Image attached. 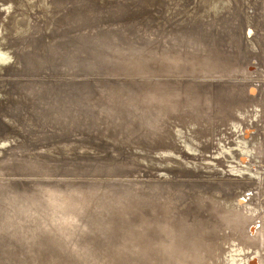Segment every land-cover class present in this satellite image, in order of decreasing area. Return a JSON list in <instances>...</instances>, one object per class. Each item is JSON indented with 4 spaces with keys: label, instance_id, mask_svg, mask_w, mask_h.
Masks as SVG:
<instances>
[{
    "label": "rangeland",
    "instance_id": "rangeland-1",
    "mask_svg": "<svg viewBox=\"0 0 264 264\" xmlns=\"http://www.w3.org/2000/svg\"><path fill=\"white\" fill-rule=\"evenodd\" d=\"M259 3L260 0H19V2L18 0H0V41L2 40L0 42V160L6 157H13L14 154L16 155L17 153L20 155L22 154L21 156L29 158L30 160H32L33 158L42 159L41 161L39 160L42 163L61 164L63 166L68 165L65 170L57 169L47 176L35 175L33 173H30L17 176H4L3 180L9 181L11 183V188L15 191L16 196H19L21 198L29 197L30 188L34 187V183L46 186H55L59 189H65L66 187L71 185L75 187L77 185V188H79V190H88L92 188L89 190L92 192L90 193L92 207L106 206L105 202L110 201V198L118 197L119 199H124L123 202L125 203V205L127 207L129 206V210L127 208L125 212L126 215L123 214V216H130L128 217L130 219L134 218V215H137L136 218L141 215L145 219H150L149 217H151V219L153 218L156 221H160L161 216L156 212V210L160 207L161 203H164L166 201L167 204L172 206V208L174 209L180 208L182 206L190 207V205L192 204L191 201L197 195L202 197L218 198L219 200H221L223 206L227 207L237 206L238 200L241 197H244L243 204H252L253 202H255V199L259 197V199L261 200L260 202H262L264 205V157L261 159L258 158L257 160H254L255 158H251V161L241 164L237 160V153L235 151L236 148L233 146V138L242 139L244 137L242 140H245V138L248 139L249 134L253 132L252 130H250V133L248 134V130H245L246 132L244 133L243 130L236 129L232 131V134H234L235 137H233L231 140L226 137L218 142H212L211 139L207 142L204 140L201 141L200 139H193L194 137L192 133L184 136L183 134L176 131L174 134H172V132H170L168 124V120H170L171 116L176 114L177 115L175 119H180L183 121V123H188L187 125H185L186 130L189 129L192 123H197L198 126L199 124H208L211 121L212 124L214 120H219V118L223 117L222 113L215 111L217 109L216 107H218L219 102L222 101V98L226 99V97L224 96V89L226 85L229 83V81L233 82L235 79H237L236 77H242L241 88L245 90L244 91L243 89H241L242 92L244 91L242 93L243 98L245 100L253 98L255 99L256 95L258 94L261 99L259 101H262L260 102V117H258L259 119H257L256 122L258 130H262V132H259V134L263 139L264 146V35L262 38L257 37L258 25L257 19L255 18V15L258 14L257 5ZM221 29H223V31ZM225 29H227L228 31ZM220 33H224V35H221ZM80 35L83 37H81ZM36 36H38V38ZM87 36H90L89 39ZM107 36L111 37L112 41H107L109 38ZM45 37L47 40L45 39ZM98 37L102 40H100ZM64 39L67 41L64 42ZM35 41L36 45L34 43ZM78 44H80L81 49H79ZM11 48L14 50H10ZM74 49L79 50L75 51ZM41 50L43 51V53ZM103 50L105 51V53L103 52ZM64 54L68 55V57L71 56L75 58L79 57L81 54L82 57L86 58H90L92 55H95L96 57H92L97 58L96 60H100L101 56V59H103V57H105L104 55H106V62L97 61V63H95L93 62L95 59L93 61H91L90 59L88 60V64L85 63V65L84 63L82 64L80 62H77L78 65L84 66V68L77 67V65L75 66L77 68H75L74 66H66L63 64V61L61 59L63 58ZM73 54H76V56H72ZM90 54L91 56H88ZM179 54H181L184 59L193 55L197 59H205V62H209L208 60H210V62L212 61L210 63L211 65L213 64L214 66L215 64L214 67L221 66L219 68L222 70L227 64L226 67H228L229 70L231 69L232 71V77L230 75H225V78L223 73L221 72L213 73L211 75L197 74L200 77L197 75H192L191 73L182 74V76L180 74V76L177 75L176 77L174 75L171 76L162 74V76L159 74L152 75L145 73L147 72V66L154 69L161 66V63H156L157 65L152 64L154 62L151 61L155 57L156 59H163L168 63L178 60L180 58ZM37 57L45 58L44 60L46 62L44 61L42 63V67H37V65H35L34 63L28 64V62ZM114 57L116 59H114ZM256 61L257 64L259 62L260 65L259 73H256ZM57 63L59 66L57 65ZM114 64L115 66H113ZM234 65L235 67H233ZM112 66L114 67V70L122 72L124 75L122 73H110L109 67L110 69H113ZM231 66L233 67V69L230 68ZM236 66L238 68H236ZM57 67L61 68L58 69ZM64 68L67 70H64ZM138 68L142 71L140 72ZM72 69L75 71H73ZM63 70L66 72H64ZM67 71L70 72L68 73ZM73 73L75 74L73 75ZM244 73L245 76H243ZM221 74L223 77H221ZM158 76H161L162 78ZM214 76L217 80H215ZM138 78L141 79V81ZM149 78L151 79L149 80ZM102 81H106L108 85H106L105 87L106 83L104 82V84ZM168 82H171L173 84H169ZM188 82H192V84ZM255 82L257 86L254 87L252 83ZM154 83L160 85L165 84L169 88L171 87V85L175 86L176 89L179 90V92L187 88L186 91L189 92L188 94H190L191 96L193 95L192 97H194V101H192L190 105L191 107H189L187 110H183L181 108L177 109V112L180 111L178 112L179 114L175 110L174 113H166V111H164L167 115L162 112L160 113V116L162 114L163 115L160 118V116L155 113L156 109H154L150 105L149 107H145L146 110L149 108L148 110L150 114L148 113V110L146 111L145 109L142 110V114L136 113L132 110H128V113L125 111L123 115H120V113H118L119 115L116 114V116L115 113L110 112L104 117L106 118L108 116L107 118L111 119V123L107 119V124L103 123L100 120V118H103L100 115H103V111L105 110L104 108L111 106V104L106 100V97L101 94V92L108 88L109 85L110 87L117 86L134 91L136 89H143L144 85H153ZM177 83L179 85H177ZM181 83L182 85L185 84L186 88L183 87ZM54 85H57L58 87L61 86L62 88H57V86L55 87ZM11 86L12 90L10 88ZM63 86H65L66 88H64ZM67 87H69V89ZM249 87H253V91L249 92ZM257 87L261 88V90H258ZM34 89L36 91H34ZM78 91H80V93ZM42 92L43 94H41ZM69 92L71 93V95ZM74 93L78 95H75ZM216 93H218L219 95H216ZM3 94H7V96ZM203 94L204 98H201L203 97ZM141 95H143L140 97L141 100H144V92H142ZM75 96H78L79 100ZM61 97H69L70 99H72L70 103H66L69 108H66L60 103H57L59 98ZM121 98L126 99L127 96L125 95ZM196 101L198 102V104L203 105L201 106L197 104V106ZM216 101L218 102V104L216 103ZM133 103H136L140 106L142 105V102L140 100L133 101ZM40 105H42L41 109ZM14 106H19L20 109L18 113L15 112L16 114L12 115L10 112L12 110L11 108H13ZM136 109L138 110V108ZM191 109L195 110V120L188 117L189 115L191 116V113L193 112ZM206 109L210 112H207ZM35 110L37 112L41 110L42 112H40L45 114L40 115L43 116L42 122H44V126L42 125L40 127V125L36 123V120H34L32 113H30H35ZM95 111L99 112V116H97V118L95 116L97 115ZM79 112L80 114H78ZM133 112L134 114H132ZM139 115L141 116V118H139ZM94 116L95 118L92 119V117ZM131 116L134 120H136L134 121L133 119H131ZM164 116H168V120ZM204 116L206 117L204 118ZM122 117L123 121L121 119ZM207 117H210L212 119ZM35 118H37V120L39 119L38 116H36ZM128 119L130 120L126 122V120ZM151 120H158L159 122L157 123L154 121L155 123H152ZM89 121L92 123L90 124ZM147 123L148 125L145 126V124ZM151 124L155 125L152 126ZM214 124L215 123L211 125L210 131H213L212 129L215 126ZM10 126H13V128L10 129ZM111 126H114L115 128ZM120 126L122 128V132ZM139 126L142 128L141 131ZM144 127L146 130H144ZM125 128L127 129V131ZM128 128H130V130ZM56 129H59L60 131ZM49 130H51L52 132ZM128 131L129 133L127 134ZM133 132L135 133L133 134ZM63 135L66 136L64 137ZM98 135L100 136L97 137ZM131 135H134L133 138ZM135 135L137 136L135 137ZM147 136L148 142L150 141L149 143H146ZM107 137H109V141L107 140ZM155 137L156 139L158 138V141L155 139ZM67 138L70 140H68ZM117 138L118 140H116ZM35 139H37L38 141H34ZM42 139L44 140V142H42ZM64 139L66 140V142H64ZM138 140H140L142 143L140 141L136 143ZM156 141L158 142V144L156 143ZM125 142L128 144L126 145ZM152 142L156 144L153 145ZM150 143H152V145ZM131 144H134L135 148L134 145L132 146ZM142 144L144 146H142ZM146 145L148 146L147 148ZM19 146H22L23 149L19 150L18 152L17 150H15V148ZM228 148L229 151L227 150ZM227 153H229L230 155L227 156ZM39 155L41 156V158H39ZM157 158H159L160 161ZM73 163L75 164V166L72 165ZM255 164H257V166ZM239 167H241L240 169L242 170L235 174L232 168ZM257 167L260 171L261 178L259 185L256 184L254 178V173L255 170L257 171ZM87 184H89L90 187L87 186ZM117 185L120 187H118ZM84 187L86 189H84ZM100 187L103 188V190ZM119 188L122 189L120 190ZM260 189L262 191L261 195L259 193ZM98 190L100 192H98ZM107 192H111L112 194L110 195V193L108 194ZM131 192L133 196L132 194H130ZM96 193H98L99 195ZM106 196L107 198H105ZM132 197H134V200H137V203L134 202ZM136 197H138V199ZM139 200L141 204L139 203ZM132 205L136 206H134L135 211L130 210L133 209ZM90 209L91 210L87 211V213L89 214L90 212V215H92V210L95 211V209ZM154 212H156L157 214ZM87 213H85V218H88ZM133 213L136 214L133 215ZM110 221H112V218L108 222ZM98 222L99 221H97L96 223ZM102 222L103 221L99 222L101 224H97L102 228L100 231H96L94 232V234L90 233L93 238H89L88 236L83 237L84 240H88L89 238L88 242H90V245L89 247H87L89 253L87 250L86 252L83 250H79L82 251V253L80 254L77 252H75L77 253L75 254L73 252L75 256L74 259L77 260L75 263L84 264V261H87L86 255H90L89 257L94 258L93 261H101V259L104 258V255H106V251L112 250L113 248V250L119 249L117 235L112 232V230L114 229L109 227V230L106 231L107 222L105 221L106 225L104 224V222L102 224ZM112 225L114 226L115 224L113 223L111 224V226ZM5 237L6 236L0 235L1 242L5 243L3 245V248L0 247V264H4L5 262H7L5 264H39L34 258H32L31 252L23 251V249H21L23 247L19 246L18 243L12 242ZM96 237L99 239H97ZM81 245L84 246V244ZM105 245H107V247ZM103 247L105 248V250ZM94 251H96L97 253H95ZM119 251L121 253L124 252L125 255L128 254V252L125 253L123 249ZM64 252H69L70 254L68 255V257H72V252ZM81 254L85 255V257H83L84 255L80 257V259L82 260L85 258L84 261H79L78 259ZM36 255H39V253ZM135 255L137 256V254ZM42 258L43 256L41 255L40 259ZM58 262L56 264H58ZM59 264L64 263L60 261Z\"/></svg>",
    "mask_w": 264,
    "mask_h": 264
},
{
    "label": "bare ground",
    "instance_id": "bare-ground-1",
    "mask_svg": "<svg viewBox=\"0 0 264 264\" xmlns=\"http://www.w3.org/2000/svg\"><path fill=\"white\" fill-rule=\"evenodd\" d=\"M222 1V0H221ZM19 2V0H18ZM12 4V3H11ZM258 14L255 15V18L257 19V37L262 38L264 35V0H260V3L257 5ZM220 11V10H219ZM86 16V15H85ZM253 17V16H252ZM47 18V17H45ZM88 18V17H87ZM72 19V18H71ZM67 20V19H66ZM69 20V19H68ZM92 20V18H91ZM246 20V19H245ZM252 20V19H251ZM52 21V20H51ZM70 21V20H69ZM75 22V21H74ZM256 22V21H255ZM38 23V22H36ZM54 23V22H53ZM69 23V22H68ZM200 23V22H199ZM23 24V23H22ZM44 24V23H43ZM95 24V23H94ZM210 24V23H209ZM17 25V24H16ZM35 25V24H34ZM41 25V24H40ZM76 25V24H75ZM90 25V24H89ZM197 25V24H196ZM227 25V24H226ZM236 25V24H235ZM71 26V25H70ZM77 27V26H76ZM220 27V26H219ZM231 27V26H230ZM263 27V28H262ZM46 28V27H45ZM74 28V27H73ZM78 28V27H77ZM99 28V27H98ZM201 28V27H200ZM216 28V27H215ZM224 28V27H223ZM43 29V28H42ZM50 29V27H49ZM243 29V28H242ZM2 30V29H1ZM70 30V28H69ZM75 30V29H74ZM84 30V29H83ZM223 31V29H221ZM227 30V29H225ZM233 30V29H232ZM36 31V30H35ZM43 31V30H42ZM51 31V30H50ZM80 31V29H79ZM91 31V30H90ZM93 31V30H92ZM98 31V30H97ZM196 31V30H195ZM228 31V30H227ZM234 31V30H233ZM71 32V31H70ZM82 32V31H81ZM231 32V31H230ZM34 33V32H33ZM80 33V32H79ZM90 33V32H89ZM98 33V32H97ZM226 33V31H225ZM228 33V32H227ZM232 33V32H231ZM235 33V32H234ZM42 34V33H41ZM40 34V35H41ZM57 34V33H56ZM76 34V33H74ZM78 34V33H77ZM86 34V33H85ZM91 34V33H90ZM217 34V33H216ZM221 34V33H220ZM224 35V33H222ZM221 34V35H222ZM83 35V34H82ZM93 35V34H92ZM197 35V34H196ZM228 35V34H226ZM23 36V35H22ZM26 36V35H25ZM66 36V35H65ZM70 36V35H69ZM81 36V35H80ZM230 36V35H229ZM2 37V36H1ZM38 38V36H36ZM57 37V36H56ZM68 37V36H67ZM72 37V36H71ZM83 37V36H81ZM85 37V36H84ZM88 37V36H87ZM86 37V38H87ZM90 37V36H89ZM88 37V39H89ZM109 37V36H107ZM237 37V36H236ZM34 38V37H33ZM95 38V37H94ZM99 38V37H98ZM176 38V37H174ZM29 39V38H28ZM46 39V37H45ZM82 39V38H81ZM84 39V38H83ZM93 39V38H92ZM100 39V38H99ZM107 39V38H106ZM105 39V40H106ZM227 39V38H226ZM248 39V38H247ZM47 40V39H46ZM94 40V39H93ZM97 40V39H96ZM102 40V39H100ZM112 41V38L109 37L107 41ZM2 41V40H1ZM0 41V42H1ZM32 41V40H31ZM67 41L64 39V42ZM77 41V40H76ZM91 41V40H90ZM198 41V40H197ZM260 41V39H259ZM19 42V41H17ZM23 42V41H22ZM228 42V41H227ZM230 42V40H229ZM30 43V42H29ZM36 45V41L34 42ZM38 43V42H37ZM78 43V42H76ZM95 43V42H94ZM62 44V43H61ZM96 44V43H95ZM230 44V43H229ZM31 45V44H30ZM34 45V44H33ZM54 45V43H53ZM73 45V44H72ZM79 49H81L80 44H78ZM7 46V45H6ZM62 46V45H61ZM60 46V47H61ZM32 47V46H31ZM37 47V46H36ZM59 47V46H58ZM65 47V46H64ZM68 47V46H67ZM71 47V46H70ZM94 47V46H93ZM72 48V47H71ZM84 48V47H82ZM88 48V47H87ZM5 49V48H4ZM7 49V48H6ZM16 49V48H15ZM63 49V48H62ZM68 49V48H67ZM79 49H76L77 51ZM14 50V49H10ZM22 50V49H21ZM56 50V49H55ZM70 50V49H69ZM75 50V49H74ZM75 50V51H76ZM85 50V49H83ZM2 51V50H1ZM29 51V50H28ZM34 51V50H33ZM42 51V50H41ZM249 51V50H248ZM26 52V51H25ZM69 52V51H68ZM102 52V51H101ZM105 53V51L103 50ZM175 52V51H174ZM216 52V51H215ZM24 53V52H23ZM35 53V52H34ZM43 53V51H42ZM67 53V52H66ZM74 53V52H73ZM83 53V52H82ZM86 53V52H85ZM89 53V51H88ZM178 53V52H176ZM217 53V52H216ZM16 54V53H15ZM69 54V53H68ZM77 54V53H76ZM76 54L72 56H76ZM87 54V53H86ZM23 55V54H22ZM82 55V54H81ZM68 57V55H63V58L61 59L63 61V64L66 66H76L84 68V66H80L77 64V62L80 63H87L88 60L91 59V61H94L95 63L100 61H105V57L100 58V60H96L97 58L92 57L91 54L88 56H91L90 58L86 57ZM180 55V58L178 60L172 61V62H166L163 59H152L151 62H154L152 64L157 65L156 63H161V66L154 68H150L147 66V74H159V75H174L175 77L177 75L182 76V74H206L211 75L213 73L221 72L223 73L224 77L231 76L232 71L229 70L226 65L225 68L222 70L219 67L221 66H213L211 65L210 60L209 62H205V59H197L193 55L190 57H187L184 59L183 56ZM220 55V54H219ZM17 56V55H16ZM15 56V57H16ZM25 56V55H24ZM87 56V55H86ZM98 56V55H97ZM186 56V53H185ZM14 57V58H15ZM62 57V56H61ZM59 57V58H61ZM111 57V55H110ZM213 57V56H212ZM223 57V56H221ZM220 57V58H221ZM152 58V57H151ZM150 58V59H151ZM215 58V57H214ZM218 58V57H217ZM16 59V58H15ZM45 58H34L32 61L28 62L34 63L37 65V67H42L43 62ZM114 59H116L114 57ZM211 59V58H209ZM20 60V59H19ZM214 60V59H213ZM216 60V59H215ZM228 60V59H227ZM231 60V59H230ZM259 60V59H258ZM8 61V60H7ZM22 61V60H21ZM90 61V62H91ZM225 61V60H224ZM46 62V61H45ZM138 62V61H136ZM22 63V62H21ZM108 63V61H107ZM216 63V62H215ZM227 63V62H226ZM229 63V62H228ZM231 63V62H230ZM233 63V62H232ZM27 64V65H28ZM225 64V63H224ZM234 64V63H233ZM237 64V63H236ZM10 65V64H9ZM20 65V64H19ZM23 65V64H22ZM21 65V67H22ZM33 65V64H32ZM58 65V63H57ZM61 65V64H60ZM63 65V66H64ZM93 65V64H92ZM221 65V64H219ZM230 65V64H229ZM255 65V62H254ZM59 66V65H58ZM62 66V65H61ZM95 66V65H94ZM115 66V64L113 65ZM112 66V67H113ZM246 66V65H245ZM256 73H259V62L257 64L256 61ZM50 67V66H48ZM75 67V68H77ZM86 67V66H85ZM139 67V64H138ZM235 67V65L233 66ZM231 66L230 68L233 69ZM243 67V66H241ZM52 68V67H51ZM58 68V67H57ZM61 68V67H59ZM58 68V69H59ZM66 68V67H65ZM64 70H67L65 69ZM68 68V67H67ZM74 68V69H75ZM105 68V67H104ZM103 68V69H104ZM158 68V69H157ZM223 68V66H222ZM236 68H238L236 66ZM18 69V68H17ZM49 69V68H48ZM53 69V68H52ZM69 69V68H68ZM71 69V68H70ZM215 69V70H214ZM1 70V69H0ZM63 70V71H64ZM73 70V69H72ZM77 70V69H76ZM105 70V69H104ZM138 70L141 72L138 68ZM241 70V69H239ZM23 71V70H22ZM75 71V70H73ZM91 71V70H90ZM109 71L112 74L122 73L118 72L116 70L110 69ZM20 72V71H19ZM66 72V71H64ZM68 72V71H67ZM70 72V71H69ZM68 72V73H69ZM100 72V71H99ZM187 72V73H186ZM241 72V71H240ZM46 73V72H45ZM60 73V71H59ZM77 73V72H76ZM107 73V72H106ZM255 73V74H256ZM56 74V73H54ZM53 74V75H54ZM66 74V73H65ZM72 74V73H71ZM75 73H73L74 75ZM123 74V73H122ZM50 75V74H49ZM60 75V74H59ZM83 75V74H82ZM124 75V74H123ZM162 75V76H163ZM250 75V74H249ZM257 75V74H256ZM65 76V75H63ZM71 76V75H70ZM128 76V75H126ZM147 76V75H145ZM151 76V75H150ZM156 76V75H154ZM186 76V75H185ZM199 76V75H197ZM220 76V75H219ZM238 76V75H235ZM234 76V77H235ZM245 76V73L244 75ZM49 77V76H48ZM67 77V76H66ZM91 77V76H90ZM97 77V76H96ZM102 77V76H101ZM105 77V75H104ZM115 77V76H114ZM162 78L161 76H158ZM169 77V76H168ZM192 77V76H190ZM194 77V76H193ZM200 77V76H199ZM202 77V76H201ZM204 77V76H203ZM206 77V76H205ZM221 77L222 74H221ZM232 77V76H231ZM32 78V77H31ZM50 78V77H49ZM58 78V77H57ZM68 78V77H67ZM76 78V77H75ZM82 78V77H81ZM94 78V77H92ZM99 78V77H98ZM131 78V77H130ZM142 78V77H141ZM153 78V77H152ZM156 78V77H155ZM159 78V79H160ZM165 78V76H164ZM171 78V77H170ZM181 78V77H179ZM178 78V79H179ZM188 78V77H187ZM209 78V77H208ZM211 78V76H210ZM215 78V76H214ZM219 78V77H218ZM226 78V77H225ZM233 82L229 81V83L225 87V97L226 99L222 98V101L219 102L218 100L216 103L218 104V107H216L215 112L222 113V118H219L214 120L213 123H215L213 131H210L211 128V122L204 125H198L197 123L189 127L188 130H186L185 125L188 123H183L180 119H175L176 115L171 116L170 120H168V116L166 119L168 120L169 129L172 134H174L176 131L183 134L184 136L188 135L189 133H192L193 139H200L201 141H210L212 142H218L220 140H223L224 138L228 137L230 140L235 137L234 134H232L233 130H243L245 133V130H248V134L250 133V130L253 132L249 134L248 139L245 138V140L233 138V146L236 148V155L237 160L239 163L244 164L246 162L251 161L253 158L254 160H257L258 158L261 159L264 157V146H263V139L260 136L259 132L261 133L262 130H258L257 128V119L260 117V108L261 104L259 101L261 100L258 94L256 95L255 99H248L245 100L242 96V93L245 91L243 88H241L242 85V77H236ZM244 78V77H243ZM20 79V78H18ZM29 79V78H28ZM42 79V78H41ZM59 79V78H58ZM57 79V80H58ZM70 79V78H69ZM97 79V78H95ZM114 79V78H112ZM118 79V78H117ZM139 79V78H138ZM151 78H149L150 80ZM176 79V78H172ZM184 79V77H183ZM202 79V78H201ZM200 79V80H201ZM234 79V78H233ZM22 80V79H21ZM20 80V81H21ZM33 80V79H32ZM50 80V79H49ZM78 80V79H77ZM101 80V79H99ZM106 80V79H105ZM141 81V79H139ZM144 80V79H143ZM163 80V79H162ZM161 80V81H162ZM169 80V79H168ZM182 80V79H181ZM190 80V79H189ZM195 80V79H194ZM215 80H217L215 78ZM247 80V79H246ZM23 81V80H22ZM42 81V80H41ZM59 81V80H58ZM75 81V80H74ZM91 81V80H90ZM98 81V80H97ZM120 81V80H119ZM158 81V80H157ZM160 81V80H159ZM175 81V80H174ZM208 81V80H207ZM93 82V81H92ZM103 82V81H102ZM106 83V81H104ZM103 82V83H104ZM117 82V80H116ZM129 82V81H128ZM133 82V81H132ZM136 82V81H135ZM166 82V81H165ZM177 82V81H176ZM206 82V79H205ZM209 82V81H208ZM70 83V82H69ZM68 83V84H69ZM95 83V81H94ZM99 83V82H97ZM104 83V84H105ZM110 83V82H109ZM113 83V82H112ZM148 83V82H147ZM169 83V82H168ZM171 83V82H170ZM169 83V84H170ZM191 83L192 82H188ZM200 83V81H199ZM203 83V82H201ZM211 83V82H210ZM215 83V81H214ZM227 83V82H226ZM65 84V83H64ZM81 84V83H80ZM102 84V83H101ZM173 84V83H171ZM184 84V83H183ZM194 84V81H193ZM63 85V84H62ZM108 85L107 83L105 84ZM165 85V84H164ZM160 85L157 83H154L153 85H144L143 89H136L132 91L131 89H124L117 86H111L109 85L108 88H106L104 91L101 92L102 95L106 97V100L111 104L110 107L104 108L103 111V118L100 120L103 123H106V119L110 122L111 119L105 118L107 114L110 112L123 115V113L128 110L135 111L136 113H141L142 110L145 109V107H149L150 105L156 109L155 113L160 116V113L166 111L173 112L174 110L177 112V109L181 108L183 110H187L189 107H191V102L194 101V97H192L189 92L186 91V85H181L185 87L186 89H183L181 92H179L178 89H176L175 86H172L169 88L166 85ZM177 85H179L177 83ZM188 85V84H187ZM252 85L255 87L256 82L252 83ZM20 86V85H19ZM41 86V85H40ZM55 86V85H54ZM57 86V85H56ZM55 86V87H56ZM66 86V85H65ZM63 86L64 88H66ZM189 86V85H188ZM193 86V85H192ZM191 86V87H192ZM195 86V85H194ZM260 86V85H259ZM53 87V85H52ZM61 87V86H59ZM57 86V88H59ZM71 87V86H70ZM159 87V88H158ZM243 87V86H242ZM246 87V86H245ZM262 87V86H261ZM264 87V85H263ZM12 90V86L10 87ZM43 88V87H42ZM62 88V87H61ZM69 89V87H67ZM76 88V87H75ZM195 88V87H194ZM199 88V87H198ZM201 88V87H200ZM44 89V88H43ZM77 89V88H76ZM75 89V90H76ZM182 89V88H181ZM241 89L244 91L242 92ZM253 87H249L248 91L251 92ZM258 90H261V88L257 87ZM41 90V89H40ZM46 90V88H45ZM44 90V91H45ZM49 90V88H48ZM51 90V89H50ZM54 90V89H53ZM59 90V89H58ZM57 90V91H58ZM65 90V89H64ZM71 90V88H70ZM74 90V91H75ZM138 90V91H137ZM195 90V89H194ZM211 90V89H210ZM209 90V91H210ZM3 91V90H1ZM6 91V90H5ZM34 91H36L34 89ZM56 91V90H55ZM85 91V89H84ZM192 91V90H191ZM199 91V90H198ZM215 91V90H214ZM219 91V90H218ZM41 92V91H40ZM46 92V91H45ZM62 92V91H61ZM67 92V91H65ZM80 93V91H78ZM77 92V93H78ZM144 92V100H141V93ZM212 92V91H211ZM221 92V91H220ZM256 92V91H255ZM260 92V91H259ZM1 93V92H0ZM6 93V92H5ZM31 93V92H30ZM33 93V92H32ZM55 93V92H54ZM70 93V92H69ZM76 93V92H75ZM74 93V94H75ZM183 93V94H182ZM210 93V92H209ZM38 94V92H37ZM43 94V92L41 93ZM60 94V93H59ZM73 94V92H72ZM195 94V93H194ZM199 94V93H198ZM218 93H216L217 95ZM227 94V95H226ZM5 95V94H3ZM33 95V94H31ZM56 95V94H55ZM66 95V94H65ZM71 95V93H70ZM78 95V94H75ZM127 96L126 99H123L121 97ZM201 95V94H200ZM215 95V94H214ZM213 95V96H214ZM219 95V94H218ZM7 96V94L5 95ZM57 96V95H56ZM60 96V95H59ZM58 96V97H59ZM64 96V95H62ZM82 96V95H81ZM204 98V94L202 95ZM245 96V95H244ZM4 97V96H3ZM9 97V95H8ZM76 97V96H75ZM83 97V96H82ZM80 97V98H82ZM86 97V96H85ZM210 97V96H209ZM78 100V96L76 97ZM218 98V97H217ZM246 98V97H245ZM262 98V97H261ZM4 99V98H3ZM37 99V97H36ZM118 99V100H117ZM198 99V98H197ZM211 99V98H210ZM2 100V98H1ZM9 100V99H8ZM34 100V96H33ZM56 100V99H55ZM72 99L69 97H61L59 98L57 103H60L62 106H65L66 108H69L66 103H70ZM86 100V99H85ZM140 100L142 102V105H137L136 103H133V101ZM221 100V99H220ZM21 101V100H20ZM124 101V102H123ZM199 101V100H198ZM202 101V100H201ZM1 102V101H0ZM5 102V101H4ZM19 102V100H18ZM40 102V101H39ZM85 102V101H84ZM132 102V103H131ZM197 102V101H196ZM203 102V101H202ZM16 103V102H15ZM86 103V102H85ZM90 103V102H89ZM87 103V104H89ZM152 103V104H151ZM194 103V102H193ZM208 103V102H206ZM215 103V102H214ZM2 104V103H1ZM4 104V103H3ZM22 104V103H21ZM42 104V102H41ZM47 104V103H45ZM52 104V103H51ZM84 104V103H83ZM198 102L196 103V105ZM35 105V104H34ZM72 105V104H71ZM85 105V104H84ZM195 105V104H194ZM201 105V104H198ZM197 105V106H198ZM203 105V104H202ZM201 105V106H202ZM87 106V105H86ZM91 106V105H90ZM89 106V107H90ZM183 106V107H182ZM211 106V105H210ZM88 107V108H89ZM185 107V108H184ZM193 107V106H192ZM205 107V104H204ZM39 108V107H37ZM42 108V105H40V109ZM48 108V107H47ZM93 108V107H91ZM138 108V110L136 109ZM152 108V109H153ZM198 108V107H196ZM11 114L15 115V112H19V106H14L11 108ZM61 109V108H60ZM87 109V108H86ZM85 109V110H86ZM149 109V108H148ZM147 109V110H148ZM153 109V110H154ZM195 109V107H194ZM191 109L192 113L191 116L188 117L191 119H194L195 110ZM141 110V111H140ZM146 110V109H145ZM146 110V111H147ZM158 110V111H157ZM207 110V109H206ZM210 110V109H209ZM221 110V111H220ZM33 111V110H32ZM41 111V110H40ZM40 111L30 112L33 115L34 120H36V123L40 125V127L43 125V115L44 113H41ZM61 111V110H60ZM76 111V110H75ZM130 111V112H132ZM37 112V113H36ZM82 112V111H81ZM91 112V111H90ZM97 113V116H99V112L95 111ZM159 112V113H158ZM180 112V111H178ZM177 112V113H178ZM201 112V111H199ZM207 112H210L207 110ZM46 113V112H45ZM51 113V112H50ZM83 113V112H82ZM128 113V112H127ZM149 113V110H148ZM153 113V112H152ZM165 113V112H164ZM165 113V114H166ZM183 113V112H182ZM186 113V112H185ZM184 113V114H185ZM197 113V111H196ZM80 114V112L78 113ZM84 114V113H83ZM82 114V115H83ZM92 114V113H91ZM134 114V112L132 113ZM150 114V113H149ZM179 114V113H178ZM202 114V113H201ZM216 114V113H215ZM45 115V114H44ZM86 115V114H85ZM119 115V114H118ZM128 115V114H127ZM130 115V113H129ZM152 115V114H151ZM163 115V114H162ZM161 115V116H162ZM167 115V114H166ZM169 115V114H168ZM198 115V114H197ZM205 115V114H204ZM36 116L39 117L35 118ZM92 117L93 118H95ZM111 116V115H109ZM117 116V115H116ZM133 116V115H132ZM131 116V117H132ZM137 116V115H136ZM140 116V115H139ZM160 116V118H161ZM203 116V115H202ZM86 117V116H84ZM130 117V118H131ZM200 117V116H199ZM206 116H204L205 118ZM56 118V117H54ZM89 118V117H88ZM111 118V117H109ZM135 118V115H134ZM137 118V117H136ZM141 118V116L139 117ZM145 118V116H144ZM143 118V119H144ZM153 118V117H152ZM151 118V119H152ZM156 118V117H155ZM163 118V117H162ZM197 118V117H196ZM210 118V117H207ZM91 119V118H90ZM99 119V118H98ZM120 119V117H119ZM123 121V117L121 118ZM125 119V118H124ZM133 119V117L131 118ZM212 119V118H210ZM209 119V120H210ZM221 119V120H220ZM85 120V119H84ZM115 120V119H114ZM130 119L126 120L129 121ZM134 120V119H133ZM136 120V119H135ZM134 120V121H135ZM142 120V119H141ZM140 120V121H141ZM146 120V119H145ZM144 120V121H145ZM160 120V119H159ZM164 120V119H162ZM195 120V119H194ZM56 121V120H54ZM63 121V120H62ZM91 121V120H90ZM89 121V122H90ZM94 121V120H92ZM100 121V123H101ZM120 121V120H119ZM125 121V120H124ZM138 121V120H137ZM136 121V122H137ZM152 121V120H151ZM150 121V122H151ZM155 122H159L158 120H154ZM152 121V123L154 122ZM166 121V120H165ZM185 121V119H184ZM199 121V120H198ZM197 121V122H198ZM118 122V121H117ZM116 122V123H117ZM132 122V121H131ZM143 122V121H142ZM147 122V121H146ZM154 122V123H155ZM195 122V121H194ZM48 123V122H47ZM46 123V124H47ZM85 123V122H84ZM92 122H90L91 124ZM94 123V122H93ZM98 123V122H97ZM111 123V122H110ZM109 123V124H110ZM73 124V123H72ZM88 124V123H86ZM107 124V123H106ZM122 124V123H121ZM137 124V123H136ZM144 124V123H143ZM3 125V124H2ZM70 125V124H69ZM98 125V124H96ZM101 125V124H100ZM135 125V124H134ZM142 125V123H141ZM145 124V126H147ZM152 125V124H151ZM150 125V127H151ZM155 125V124H153ZM152 125V126H153ZM161 125V124H160ZM4 126V125H3ZM44 126V125H43ZM49 126V125H46ZM55 126V125H54ZM58 126V125H57ZM132 126V125H131ZM136 126V125H135ZM138 126V125H137ZM157 126V125H156ZM159 126V125H158ZM162 126V125H161ZM264 126V125H263ZM1 127V125H0ZM100 127V126H99ZM114 127V126H111ZM140 127V126H139ZM164 127V126H163ZM10 129L13 128V126L9 127ZM48 128V127H47ZM110 128V127H109ZM115 128V127H114ZM117 128V127H116ZM119 128V127H118ZM121 128V126H120ZM43 129V128H42ZM39 129V130H42ZM46 129V128H45ZM50 129V128H49ZM52 129V128H51ZM55 129V128H54ZM105 129V128H104ZM126 129V128H125ZM130 130V128H128ZM140 127V131H141ZM4 130V129H3ZM8 130V129H7ZM59 130V129H56ZM72 130V129H71ZM109 130V129H108ZM137 130V129H136ZM144 130L145 127H144ZM163 130V129H162ZM166 130V129H164ZM48 131V130H47ZM51 131V130H49ZM60 131V130H59ZM63 131V130H62ZM65 131V130H64ZM110 131V130H109ZM127 131V129H126ZM138 131V130H137ZM149 131V130H148ZM52 132V131H51ZM69 132V130H68ZM108 132V131H106ZM122 132V128H121ZM132 132V131H131ZM136 132V131H135ZM133 132V134L135 133ZM162 132V131H161ZM167 132V131H166ZM47 133V132H46ZM63 133V132H61ZM129 131L127 132V134ZM141 133V132H139ZM156 133V132H155ZM154 133V134H155ZM158 133V132H157ZM163 133V132H162ZM161 133V134H162ZM54 134V132H53ZM52 134V135H53ZM68 134V133H67ZM97 134V133H95ZM107 134V133H106ZM165 134V132H164ZM43 135V134H42ZM62 135V134H61ZM72 135V134H71ZM76 135V134H75ZM94 135V134H93ZM105 135V134H104ZM117 135V134H116ZM142 135V134H141ZM156 135V134H155ZM169 135V134H168ZM182 135V136H183ZM46 136V135H45ZM50 136V135H49ZM64 136V135H63ZM66 136V135H65ZM64 136V137H65ZM81 136V135H80ZM84 136V135H83ZM90 136V135H89ZM98 135L97 137H99ZM103 136V135H102ZM132 136V135H131ZM134 136V135H133ZM132 136V138H133ZM137 135H135L136 137ZM174 136V135H173ZM178 136V133H177ZM53 137V136H52ZM58 137V136H57ZM56 137V138H57ZM123 137V136H122ZM150 137V136H149ZM152 137V136H151ZM159 137V135H158ZM198 137V138H197ZM238 137V136H237ZM101 138V137H100ZM104 138V137H103ZM102 138V139H103ZM106 138V137H105ZM8 139V138H7ZM51 139V138H50ZM68 139V138H67ZM73 139V138H72ZM128 139V138H127ZM142 139V138H141ZM156 139V137H155ZM158 139V138H157ZM156 139V140H157ZM43 140V139H42ZM61 140V139H60ZM65 140V139H64ZM70 140V139H68ZM107 140L109 141V137H107ZM118 140V138L116 139ZM123 140V139H122ZM152 140V139H151ZM154 140V137H153ZM187 140V139H186ZM9 141V140H8ZM34 141H38L35 139ZM72 141V140H71ZM115 141V139H114ZM113 141V142H114ZM120 141V139H119ZM126 141V140H125ZM140 140H138L136 143H138ZM158 141V140H157ZM156 143L158 144V142ZM183 141V140H182ZM199 141V140H198ZM4 142V141H2ZM41 142V141H40ZM44 142V140L42 141ZM66 142V140L64 141ZM112 142V141H111ZM122 142V141H121ZM141 142V141H140ZM150 142V141H149ZM148 142V136H147V142ZM187 142V141H185ZM110 143V142H109ZM120 143V142H119ZM126 143V142H125ZM135 143V144H136ZM142 143V142H141ZM144 143V142H143ZM153 143V142H152ZM152 143H150L152 145ZM156 143H153L155 145ZM183 143V142H182ZM72 144V143H71ZM128 143H126L127 145ZM140 144V143H139ZM149 144V145H150ZM1 145V144H0ZM54 145V144H53ZM57 145V144H56ZM125 145V146H126ZM132 145V144H131ZM134 145V144H133ZM132 145V146H133ZM161 145V144H160ZM117 146V145H116ZM142 146H144L142 144ZM158 146V145H157ZM120 147V145H119ZM148 146L146 145V148ZM152 147V146H151ZM155 147V146H154ZM195 147V146H194ZM48 148V146H47ZM126 148V147H125ZM135 148V145H134ZM133 148V149H134ZM160 148V147H158ZM23 149L22 146L16 147L15 150L19 152V150ZM123 149V148H122ZM128 150V149H125ZM131 150V149H130ZM229 151V148L227 149ZM48 151V150H47ZM143 151V150H142ZM156 151V150H154ZM161 151V150H160ZM171 151V150H170ZM185 151V150H184ZM15 152V151H14ZM97 152V151H96ZM134 152V150H133ZM136 152V151H135ZM139 152V151H138ZM141 152V150H140ZM175 152V151H174ZM182 152V151H181ZM192 152V151H191ZM195 152V151H194ZM203 152V151H202ZM147 153V152H146ZM179 153V152H178ZM184 153V152H183ZM209 153V152H208ZM13 154V153H12ZM156 154V153H155ZM197 154V153H196ZM211 154V153H210ZM11 155V154H10ZM22 155V154H21ZM20 154L16 155L14 154L13 157H6L0 160V235L6 236L8 240L18 243L19 246L23 247V251L31 252L32 258H34L39 264H56L58 261V264L60 261H62L64 264H79L75 263L77 260L74 259L73 252L82 253L83 250L86 252L87 247H89L90 242H88L89 238H91V234L100 231L102 228L99 222L103 221L105 224V221L107 222V228L106 231L109 230V227H111L112 232L117 235V242L119 244V249L108 250L106 251V255H104V258L101 259V261H93L94 258L87 256V261H84L85 258L82 260L80 259L81 256L84 254H81L79 256V261H84V264H264V205L259 197L255 199V202L252 204H243L244 197H241L238 200V205L233 207H227L223 206L221 203V200L218 198H212V197H202V196H196L191 201L192 204L190 207L188 206H182L180 208L174 209L172 206L168 205L165 201L164 203H161L160 207L156 210L157 213L160 214L161 220L156 221L153 218L149 217L150 219H145L141 215H139L137 218V215H134L136 213H133L134 218H128L130 216H123V214L126 215V209L127 207L125 203L123 202L124 199H119L118 197H112L110 198V201L105 202L106 206L103 207H92L91 203L92 200L90 199V189H86L89 184H87L86 190H79L75 186H68L65 189H59L55 186H46V185H40L35 184L34 187L30 188V195L28 198H21L19 196H16L15 191L11 188V183L7 180H3L4 176H17L22 174H30L33 173L35 175H50L54 170L61 169L65 170L68 165L63 166L61 164H50V163H42L40 162L42 159H32L23 157ZM171 155V154H170ZM186 155V154H183ZM192 155V154H191ZM230 155L227 153V156ZM25 156V155H24ZM35 156V155H34ZM40 156V155H39ZM154 156V155H153ZM152 156V157H153ZM166 156V155H165ZM173 156V155H172ZM199 156V155H198ZM157 157V156H156ZM154 157V158H156ZM160 157V156H159ZM177 157V156H176ZM182 157V155H181ZM195 157V156H194ZM41 158V156L39 157ZM139 158V157H138ZM164 158V157H163ZM167 158V157H166ZM170 158V157H169ZM175 158V157H174ZM178 158V157H177ZM190 158V157H187ZM208 158V157H207ZM252 158V159H251ZM110 159V158H109ZM141 159V158H140ZM159 160V158H157ZM196 159V158H195ZM200 159V158H199ZM211 159V158H209ZM40 160V161H39ZM50 160V159H49ZM145 160V158H144ZM147 160V159H146ZM152 160V159H151ZM154 160V159H153ZM178 160V159H177ZM129 161V160H127ZM160 161V160H159ZM162 161V160H161ZM173 161V160H172ZM197 161V160H196ZM67 162V161H66ZM72 162V161H71ZM79 162V161H78ZM109 162V161H108ZM134 162V161H133ZM154 162V161H153ZM152 162V163H153ZM76 163V162H75ZM85 163V162H84ZM127 163V162H125ZM131 163V162H129ZM151 163V162H150ZM196 163V162H195ZM162 164V163H161ZM189 164V163H188ZM75 166V164H72ZM153 165V164H152ZM195 165V164H194ZM203 165V164H202ZM257 166V164H255ZM71 166V165H69ZM235 166V165H234ZM237 167V165H236ZM148 168V167H147ZM151 168V167H150ZM154 168V167H153ZM241 167L239 168H232L234 173L236 174L239 172ZM152 169V168H151ZM150 169V170H151ZM252 172V171H251ZM59 173V172H58ZM142 176V174H141ZM222 176V175H221ZM254 178L256 181V184H260V171L257 167V171L255 170ZM141 182V181H140ZM84 184V183H83ZM82 184V185H83ZM160 185V184H159ZM170 185V184H169ZM84 186V185H83ZM118 186V185H117ZM81 187V186H80ZM90 187V186H89ZM93 187V186H92ZM120 187V186H118ZM122 187V186H121ZM83 188V187H82ZM81 188V189H82ZM95 188V187H94ZM101 188V187H100ZM260 188V187H257ZM97 189V188H96ZM103 190V188H101ZM120 189V188H119ZM122 189V188H121ZM120 189V190H121ZM100 190V189H99ZM98 190V192H100ZM105 190V189H104ZM209 191V190H208ZM165 192V191H164ZM213 192V190H212ZM211 192V193H212ZM232 192V191H231ZM234 192V190H233ZM28 193V192H27ZM102 193V192H101ZM106 193V192H105ZM110 195L111 192H107ZM122 193V192H121ZM174 193V192H173ZM210 193V192H209ZM260 195L262 194V191L260 189ZM98 194V193H96ZM107 194V195H108ZM117 194V193H116ZM115 194V195H116ZM125 194V193H124ZM127 194V193H126ZM132 194V192L130 193ZM129 194V195H130ZM191 194V193H190ZM99 195V194H98ZM102 195V194H101ZM104 195V194H103ZM175 195V194H174ZM209 195V194H208ZM259 195V196H260ZM105 196V195H104ZM133 196V194H132ZM137 196V195H136ZM211 196V194H210ZM214 196V195H213ZM216 196V195H215ZM221 196V195H220ZM238 196V195H237ZM253 196V195H252ZM111 197V196H110ZM131 197V196H130ZM135 197V196H134ZM134 197L133 200H134ZM146 197V196H145ZM174 197V196H173ZM231 197V196H230ZM239 197V196H238ZM107 198V196L105 197ZM109 198V197H108ZM138 199V197H136ZM144 198V197H143ZM148 198V197H147ZM180 198V197H179ZM255 198V197H254ZM190 199V198H189ZM229 199V198H228ZM131 200V201H133ZM141 200V199H140ZM139 200V203H140ZM144 200V199H143ZM146 200V199H145ZM102 201V200H101ZM137 200H134L136 202ZM150 201V200H149ZM148 201V202H149ZM224 201V200H223ZM147 202V203H148ZM189 202V201H188ZM96 203V202H94ZM137 203V202H136ZM146 203V205H147ZM150 203V202H149ZM153 203V202H151ZM141 204V203H140ZM145 204V202H144ZM225 204V203H224ZM98 205V204H96ZM138 205V204H137ZM143 205V204H142ZM133 206V205H132ZM135 206V205H134ZM134 206L132 207L134 209ZM140 206V205H139ZM149 206V205H148ZM147 206V207H148ZM155 206V205H154ZM105 207V208H104ZM136 207V206H135ZM146 207V208H147ZM153 207V206H151ZM90 208L95 209V211L92 210V215L87 211L91 210ZM142 208V207H141ZM150 208V207H149ZM106 209V210H104ZM130 209L132 211H135V209ZM148 209V208H147ZM146 209V210H147ZM154 209V208H153ZM104 210V211H102ZM140 210V209H139ZM142 211V210H141ZM151 211V210H150ZM154 211V210H153ZM130 212V211H128ZM127 212V213H128ZM137 212V211H136ZM154 212V213H156ZM87 213L88 218H85ZM142 213V212H141ZM140 213V214H141ZM156 213V214H157ZM131 214V213H130ZM129 214V215H130ZM139 214V213H138ZM128 215V214H127ZM145 215V214H144ZM149 215V214H148ZM85 216V217H84ZM156 216V215H155ZM116 219H115V218ZM133 217V216H132ZM159 217V216H158ZM112 221L108 222L109 220ZM134 220V221H133ZM99 221L98 223H96ZM116 221V222H114ZM102 222V224H103ZM115 224L114 226L111 224ZM106 225V224H105ZM104 225V226H105ZM106 227V226H105ZM105 230V229H104ZM111 231V230H110ZM90 234V235H89ZM96 234V233H95ZM80 236V237H79ZM89 237L88 240H84L83 237ZM97 236V235H96ZM99 237V236H98ZM93 238V237H92ZM97 238V237H96ZM83 239V240H82ZM99 239V238H97ZM96 239V240H97ZM103 239V238H102ZM105 239V238H104ZM104 241V240H103ZM113 241V240H112ZM94 243V242H91ZM105 243V242H104ZM5 243H2L0 240V247L3 248V245ZM81 244H84L81 245ZM98 244V243H97ZM117 244V243H115ZM17 245V246H18ZM96 245V244H95ZM101 245V244H99ZM104 245V244H103ZM107 247V245H105ZM94 247V246H93ZM114 247V246H113ZM104 248V247H103ZM121 248V249H120ZM30 251H29V250ZM64 249V250H63ZM95 249V248H94ZM125 251V253L128 252V254L121 253L119 250ZM91 250V249H90ZM105 250V248H104ZM64 251H70L72 252V257L69 258L68 255L69 252L65 253ZM79 251V252H78ZM88 251V250H87ZM98 251V250H97ZM39 255H36L38 254ZM44 252V253H43ZM84 252V253H85ZM93 252V251H92ZM97 253L96 251H94ZM34 253V254H32ZM64 253V254H63ZM75 253V254H77ZM89 253V251H88ZM87 253V254H88ZM93 253V254H95ZM134 253V254H133ZM30 254V253H29ZM28 254V255H29ZM137 254V256L135 255ZM41 255L43 256L42 259ZM135 255V256H133ZM101 256V255H100ZM29 257V256H28ZM85 257V255L83 256ZM99 257V256H98ZM11 259V258H10ZM26 259V258H25ZM24 259V260H25ZM33 260V259H32ZM11 261V260H10ZM16 261V260H15ZM28 261V260H27ZM32 262V261H30ZM34 262V261H33ZM7 263V262H5ZM4 263V264H5ZM27 263V262H25ZM36 263V262H35Z\"/></svg>",
    "mask_w": 264,
    "mask_h": 264
}]
</instances>
